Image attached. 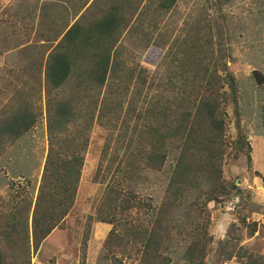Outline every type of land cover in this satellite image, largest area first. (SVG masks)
<instances>
[{
    "label": "rangeland",
    "instance_id": "1",
    "mask_svg": "<svg viewBox=\"0 0 264 264\" xmlns=\"http://www.w3.org/2000/svg\"><path fill=\"white\" fill-rule=\"evenodd\" d=\"M206 1L177 0L158 21L157 31L148 33L151 28L147 25L152 24L145 21L138 29V41L128 37L132 39H127L123 48L133 56L138 70L159 79L171 73L178 52L171 41H179L202 17L213 18L215 23L217 7L204 10ZM67 12H71L70 5L59 0H0V128L16 111L25 110L33 117V125L18 139L0 137V264H18L20 260L28 264H264V88L251 79L252 71L264 75V0H231L221 9L226 27L222 39L231 57L226 67L235 81L237 113L235 116L231 106L224 110L227 146L221 180L228 188L234 187L226 197L207 203L200 213L192 204L196 192H185L165 212L168 235L153 252L148 238L153 214L166 197L173 167L169 153L160 172L143 170L139 177L117 180L130 186L141 204L139 209L125 218L118 217V224L94 221L105 185L110 182L107 179L124 152V145L116 143L124 117L120 114L116 119L115 113L108 112L105 119L111 125L93 122L87 132L75 195L63 209L64 216L35 250L29 220L28 241L24 239L22 217L32 212L48 144L47 99L41 73L47 52H42L56 42L44 40L59 29ZM146 88L141 91V100ZM68 92L66 86L51 92L49 99L66 98ZM67 129L72 132L73 128ZM238 133L244 138L243 154L233 158ZM104 145L108 146L104 161L112 162V168L100 181L95 172ZM195 225L204 226L203 257L195 253L189 260L186 253Z\"/></svg>",
    "mask_w": 264,
    "mask_h": 264
},
{
    "label": "trees",
    "instance_id": "2",
    "mask_svg": "<svg viewBox=\"0 0 264 264\" xmlns=\"http://www.w3.org/2000/svg\"><path fill=\"white\" fill-rule=\"evenodd\" d=\"M59 1L64 5L68 3L71 12L65 14L59 29L44 40L49 44L56 42L42 52V55L47 52L41 73L47 99L48 144L32 212L22 217L26 228L24 239L28 241L29 220L35 250L64 216L63 209L72 203L75 195L87 132L93 122L100 126L111 125L112 122L105 119L109 112L115 113L116 119L120 114L124 117L121 139L116 141L124 145V152L107 179L110 182L105 185L94 221L118 224V217L125 218L139 209L140 202L136 201L130 186L122 181L136 178L143 170L160 172L171 153L173 167L165 189L166 197L153 214L155 218L148 238L155 252L168 235L165 212L180 201L185 192H196L192 204L195 212L202 213L201 207L205 211L207 203L226 197L229 190L234 189L221 180L227 146L223 139L225 108L231 106L237 116L235 81L226 67L231 57L222 39L226 27L221 9L231 0H207L204 10L217 7L216 24L213 18L202 17L179 41H171L178 52L171 73L165 79L138 70L133 56L123 47L127 39L138 41V29L145 21L152 24L147 25L151 28L148 33L157 31L158 21L177 0ZM131 35L132 38H128ZM164 43L163 40V46ZM251 79L256 86L264 88V75L252 71ZM145 85L146 93L141 100ZM66 86L69 89L66 98L51 102L49 94ZM125 99L126 107L122 110ZM261 123L264 126V107ZM32 125V116L25 110L16 111L1 125L0 137L13 141ZM235 126L238 130V123ZM69 127L73 128L72 132ZM243 140L238 133L233 158L243 154ZM246 148L244 155L249 167V148ZM107 150L108 146L104 145L96 167V180H105L112 168V162L104 161ZM194 227L186 253L189 260L195 253L202 258L205 245L204 226ZM27 250L28 246L25 252ZM18 264H28V261L20 260Z\"/></svg>",
    "mask_w": 264,
    "mask_h": 264
}]
</instances>
